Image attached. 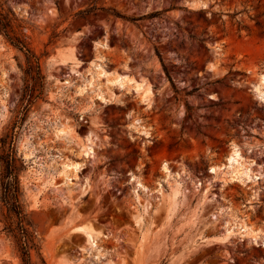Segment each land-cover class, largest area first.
I'll use <instances>...</instances> for the list:
<instances>
[{"label":"rangeland","instance_id":"obj_1","mask_svg":"<svg viewBox=\"0 0 264 264\" xmlns=\"http://www.w3.org/2000/svg\"><path fill=\"white\" fill-rule=\"evenodd\" d=\"M0 8L42 75L0 33V264H23L1 200L8 165L38 245L31 264H264V0ZM233 148L249 177L218 169Z\"/></svg>","mask_w":264,"mask_h":264},{"label":"trees","instance_id":"obj_2","mask_svg":"<svg viewBox=\"0 0 264 264\" xmlns=\"http://www.w3.org/2000/svg\"><path fill=\"white\" fill-rule=\"evenodd\" d=\"M95 9L96 8L93 6L91 8L84 9L78 12V14L82 15ZM101 10L106 13L113 14L116 17L130 19V17L122 15L121 13L114 10L109 11L108 9L104 8H101ZM16 20L17 19L12 11H10L9 9L0 8V33L13 46L24 53L26 63L28 65V70H36V76H33V78L35 79L36 84L41 85L42 75L40 74L39 57L30 48L28 42L25 40L24 34L20 31V29H18L20 27V24L16 23ZM31 90L32 92H30L29 95L30 98L38 97L40 92L35 93V88ZM28 104H30V100H28ZM12 158L13 156L11 157V159ZM8 167L6 169V174L3 177L5 178V181H2L3 191L1 200L4 205H6L8 211L11 212L16 218L15 228L17 229V233H15L14 238L21 260L23 264H31L30 250L35 249L37 254H39L38 245L33 234L27 230L29 224L26 220V213L24 212L21 203V189L17 174L14 172L13 168H11L10 165H8Z\"/></svg>","mask_w":264,"mask_h":264},{"label":"bare ground","instance_id":"obj_3","mask_svg":"<svg viewBox=\"0 0 264 264\" xmlns=\"http://www.w3.org/2000/svg\"><path fill=\"white\" fill-rule=\"evenodd\" d=\"M98 73L100 75H102L103 71L99 70ZM107 80L109 82H112V83H120V84H123L125 82L126 83H131L132 86H133V89H135L136 92L141 93V96H142L141 98L142 99L147 97L150 94V87H149L148 84L144 85L142 82H139V81H136V80H132V79H126L125 75L115 74L112 77H107ZM99 95H101V94H99ZM60 132L65 133L66 131L61 129ZM66 133H68V131ZM82 150L83 151H87V150H89V148H88L87 145H83L82 146ZM237 155H238L237 149L233 148L231 153L229 154L228 165L227 166L223 165V167L221 165V166L218 167V169L221 170V169H225L226 168L225 173H228L229 175H231L232 177H235L237 179L247 178V177H249V171L247 169L246 170H242L240 168H237L233 164H231L233 162V160H236ZM78 165H79L78 162L70 161V163L65 164L64 167L66 169H70V170L74 171V170L78 169V167H79ZM212 169H215V168H212ZM243 228H244L245 231H247V229H248L247 226H243ZM88 232L89 233H87V234H88L90 239L92 238V242H93L96 235L93 233V231L91 229Z\"/></svg>","mask_w":264,"mask_h":264}]
</instances>
